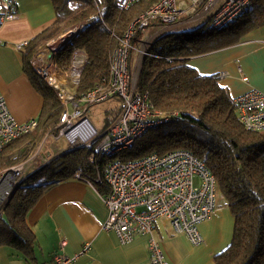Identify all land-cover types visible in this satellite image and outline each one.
Returning a JSON list of instances; mask_svg holds the SVG:
<instances>
[{
	"label": "trees",
	"instance_id": "obj_1",
	"mask_svg": "<svg viewBox=\"0 0 264 264\" xmlns=\"http://www.w3.org/2000/svg\"><path fill=\"white\" fill-rule=\"evenodd\" d=\"M156 1H141L121 9L116 0H52L55 21L27 42L22 53L23 71L43 100L37 127L3 148L0 173L26 160L55 128L62 112L54 90L32 68L33 56L64 30L85 22L73 39L52 56L58 68L68 71L75 51L86 54L73 89L78 98L107 76L118 40L128 25ZM209 22L210 18L197 26H175L158 34L148 47L149 55L142 59L136 91L146 93L152 108L164 114L167 121L146 130L136 139L137 147L127 153L98 156L91 163L88 156L95 144L78 146L28 174L0 214V247L14 249L34 261L36 240L26 217L58 182L79 174L80 180L91 183L102 196L108 188L96 179L111 160L127 161L183 149L194 154L210 172L217 196L223 198L233 217L231 242L214 257L213 264H264V132H250L241 126L218 74L201 76L187 65L190 58L234 46L247 33L264 26V0H254L219 28H210ZM141 36L137 32L132 44L136 45Z\"/></svg>",
	"mask_w": 264,
	"mask_h": 264
},
{
	"label": "built area",
	"instance_id": "obj_2",
	"mask_svg": "<svg viewBox=\"0 0 264 264\" xmlns=\"http://www.w3.org/2000/svg\"><path fill=\"white\" fill-rule=\"evenodd\" d=\"M141 1L146 0H116L121 9ZM253 1L157 0L128 25L118 40L111 53L107 76L78 98L63 84L66 77L70 78L72 86L78 83L86 61L84 51L73 53L70 75L55 66H51L53 70L48 73L38 68L37 73L54 90L62 108L57 125L49 136L55 141L64 139L66 148L63 152L95 144L88 156L91 163L98 156L112 157L130 148L146 130L167 121L164 114L152 108L146 93L136 91L130 56L139 48L142 58L148 56V47L143 45L146 41L150 43L158 34L179 24L201 21L209 13H212L209 27L219 28L241 14ZM15 6V0H0V28L16 18ZM80 25L84 27L85 22ZM149 28L155 29L154 34L143 36ZM137 32L142 36L133 45L132 38ZM26 46L27 42H22L15 48L24 52ZM237 71L241 73L240 68ZM242 80L247 81V78L243 76ZM113 98L120 102L119 112L102 130H98L88 118L89 108ZM232 101L237 119L245 130L264 132V91L250 89ZM36 127V118L17 122L0 94V153L12 140ZM29 162L27 159L0 173V214L9 196L22 182ZM75 178L80 179L79 174ZM96 181L104 182L108 188V192L101 196L107 211L102 229L113 232L121 244L130 242L135 236H146L149 264H168L152 235L157 220H166L175 233L184 234L191 244L198 245L202 242L198 225L209 220L216 208L214 178L194 154L183 149L164 154L151 153L127 161L113 159ZM64 246L65 241H60L50 264H72L89 250L86 244L77 254L67 256L62 252Z\"/></svg>",
	"mask_w": 264,
	"mask_h": 264
},
{
	"label": "crops",
	"instance_id": "obj_3",
	"mask_svg": "<svg viewBox=\"0 0 264 264\" xmlns=\"http://www.w3.org/2000/svg\"><path fill=\"white\" fill-rule=\"evenodd\" d=\"M15 2L16 18L0 28V94L10 115L23 123L37 119L43 100L24 73L23 52L15 46L51 26L55 13L52 0ZM34 60L35 56L33 65ZM187 65L201 76L218 74L231 99L250 89L264 91V26L247 33L234 46L190 58ZM217 197L210 219L198 225L202 239L198 245L175 233L166 220L154 223L152 235L168 264H213L214 257L230 244L233 217L223 198ZM106 218L102 197L91 183L75 177L64 179L44 193L27 214V225L36 240L34 261L14 249L0 247V264H50L62 240V252L67 256L89 245L72 264H149L146 236L121 244L113 232L102 229Z\"/></svg>",
	"mask_w": 264,
	"mask_h": 264
},
{
	"label": "rangeland",
	"instance_id": "obj_4",
	"mask_svg": "<svg viewBox=\"0 0 264 264\" xmlns=\"http://www.w3.org/2000/svg\"><path fill=\"white\" fill-rule=\"evenodd\" d=\"M82 23H84V22H81L77 25H74V26L64 30L59 36L48 41L45 44V46L43 48H41V50L35 55L34 65L32 64V62H30L32 68L35 70L36 73H37L38 68H41L44 72L48 73L50 70H53L51 68V66H55L56 69L61 70L52 61V56L57 52L56 50L61 47V44L57 48H55L53 45L56 42H58L61 38L65 37V35L69 34L73 28L78 27ZM199 23H200L199 21L192 22V23L188 22V23L179 24L178 26H197ZM154 32H155V29L149 28L143 34V36L152 35V34H154ZM151 42L149 43L148 41H146L143 45H146L147 47H149ZM139 52H141L140 48L136 51L135 55H133V56L131 55V61H130L132 75H133L135 80L137 77L138 70L141 66L142 59H143L140 56ZM62 72L65 75H70V70L62 71ZM65 80H66V82L64 84L62 83L63 86L66 85L67 88H71L68 90H71L74 92V90H73L74 86H72L69 82L70 78L66 77ZM119 103L120 102L118 99L113 98V99H109L107 101H104V102H101L99 104H95V105L91 106L89 108L88 118H89L90 122L92 123V125L94 127H96L98 130H102L105 123L107 121L109 122L119 112L118 111V108L120 107ZM49 133H50V131L45 135L43 140L34 149H32L30 151L26 160H24V161H27V159L30 160L28 167L25 171L26 173L24 175V178L27 177L28 174H30V173L34 172L35 170L44 166L52 157L62 153L63 150H65L66 143H65L64 139H60V140L55 141V140H53L52 137L49 136ZM137 145H138V141L136 140L134 142L133 146L131 148H128L125 151H123V153H127L129 151H132L135 147H137ZM16 154H19V152H16ZM10 167H12V166H10ZM10 167L5 168L4 170H2V172L8 170Z\"/></svg>",
	"mask_w": 264,
	"mask_h": 264
},
{
	"label": "water",
	"instance_id": "obj_5",
	"mask_svg": "<svg viewBox=\"0 0 264 264\" xmlns=\"http://www.w3.org/2000/svg\"><path fill=\"white\" fill-rule=\"evenodd\" d=\"M83 27V25H79L78 27L74 28L75 30L73 32L69 33V36L65 38V41L61 43V47L58 48L57 50L61 49L64 45H66L69 41L73 39V37L79 32V30ZM80 28V29H79ZM78 29V30H77ZM77 30V31H76ZM56 50V51H57ZM84 66V65H83ZM83 68V67H82Z\"/></svg>",
	"mask_w": 264,
	"mask_h": 264
},
{
	"label": "bare ground",
	"instance_id": "obj_6",
	"mask_svg": "<svg viewBox=\"0 0 264 264\" xmlns=\"http://www.w3.org/2000/svg\"><path fill=\"white\" fill-rule=\"evenodd\" d=\"M75 29L73 28L72 29V31H70V32H73ZM69 36V34H67V35H65V37H63V38H61L58 42H56L53 46L55 47V48H57V47H59V45L61 44V43H63L64 41H65V38H67ZM167 222V221H166Z\"/></svg>",
	"mask_w": 264,
	"mask_h": 264
}]
</instances>
